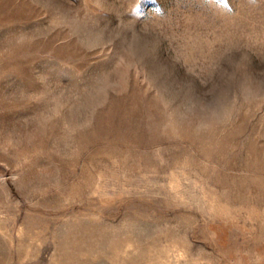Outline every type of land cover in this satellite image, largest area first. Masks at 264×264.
Segmentation results:
<instances>
[{
    "label": "rangeland",
    "instance_id": "rangeland-1",
    "mask_svg": "<svg viewBox=\"0 0 264 264\" xmlns=\"http://www.w3.org/2000/svg\"><path fill=\"white\" fill-rule=\"evenodd\" d=\"M0 264H264V0H0Z\"/></svg>",
    "mask_w": 264,
    "mask_h": 264
}]
</instances>
